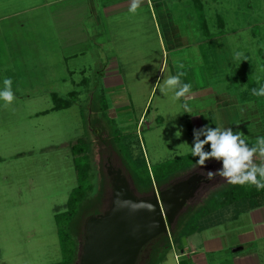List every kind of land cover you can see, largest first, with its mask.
Returning a JSON list of instances; mask_svg holds the SVG:
<instances>
[{
    "label": "rangeland",
    "instance_id": "1",
    "mask_svg": "<svg viewBox=\"0 0 264 264\" xmlns=\"http://www.w3.org/2000/svg\"><path fill=\"white\" fill-rule=\"evenodd\" d=\"M129 2L0 0V89L11 78L15 95L7 107L0 100V264L62 261L56 215L79 185L71 152L79 141L89 142L91 160L83 214L102 205L107 155L99 143L122 159L144 153L149 167L190 156L193 168L179 181L222 168L215 159L195 163L194 129L242 131L250 147L264 137V96L251 94L264 86V0H143L135 14ZM178 72L192 85L190 112L184 98L155 87ZM112 73L122 80L116 86L105 82ZM66 101L71 106L52 110ZM111 162L120 166L116 155ZM219 180L189 204L204 205L227 184ZM231 218L225 210L182 248L227 259L244 248L264 264V207ZM207 241L221 252L211 255ZM178 248L154 264H189Z\"/></svg>",
    "mask_w": 264,
    "mask_h": 264
},
{
    "label": "trees",
    "instance_id": "2",
    "mask_svg": "<svg viewBox=\"0 0 264 264\" xmlns=\"http://www.w3.org/2000/svg\"><path fill=\"white\" fill-rule=\"evenodd\" d=\"M195 1L196 3L198 2V0ZM55 98L59 99L56 97V94ZM69 106H71L70 101H66L64 104H56L52 110L56 111ZM193 142L194 140H192ZM99 145L103 154H106L111 159L114 155L118 157L120 162L119 167L132 179L139 195L150 194L154 191L155 187L157 189H166L181 175H185V172L189 171L186 169L193 168L190 156L169 160L149 167L144 153L135 158L131 152L127 151L125 159H122L112 146L104 147L101 143ZM71 152L74 156V166L78 175L79 185L72 191L67 202V210L56 215L63 259L55 264H75L78 258L79 244L80 241H83L84 237V223L96 210L98 213L103 211L111 190V183L106 175L105 164H102L101 183L99 184V196L102 199V205L101 207H96L92 213L84 211L83 214H80L79 210L80 208H84L83 204L89 196L91 189L88 184L90 182L88 179L91 171L89 142L79 141L71 147ZM261 207H264V190H257L251 184L232 185L227 183L211 193L204 205H187L185 211L171 227V236L162 235L155 239L148 247V257L144 264H154L153 261L157 257L163 260L167 253L172 250L174 244L178 245L180 247L178 249H181L182 254H184L183 251L185 249L182 248L183 239H187L212 227L214 224L212 220L222 217L225 210L230 209L232 214L231 219H237L242 214Z\"/></svg>",
    "mask_w": 264,
    "mask_h": 264
},
{
    "label": "water",
    "instance_id": "3",
    "mask_svg": "<svg viewBox=\"0 0 264 264\" xmlns=\"http://www.w3.org/2000/svg\"><path fill=\"white\" fill-rule=\"evenodd\" d=\"M105 170L111 183L109 203L104 212L86 219L75 264H137L150 242L169 235L205 181L203 174L194 173L167 189L139 195L123 169L110 164Z\"/></svg>",
    "mask_w": 264,
    "mask_h": 264
},
{
    "label": "clouds",
    "instance_id": "4",
    "mask_svg": "<svg viewBox=\"0 0 264 264\" xmlns=\"http://www.w3.org/2000/svg\"><path fill=\"white\" fill-rule=\"evenodd\" d=\"M142 3L143 0H130L129 11L135 14ZM241 55L242 53H238L236 59H239ZM183 75L184 73L178 72L174 76H165L162 83L161 80L156 82L155 87L161 93H165L166 90L174 92L173 100L184 98L183 107L190 112L191 109L187 101L190 98L192 85L190 83H182L181 76ZM12 84V79L6 77L3 81V88L0 89V100L5 101L6 107L11 105L15 99ZM251 94L253 96H264V86L259 89L253 88ZM175 135L180 138L182 130H178ZM193 135L194 142L190 150L191 156L199 158L195 162L197 165L204 168L206 162L211 159L222 161L221 169L215 172H206L205 178L207 180L212 181L219 176L232 185L251 184L257 190H264V160L260 164H256L253 159L257 153L264 158V137H258L256 145L250 147L245 134L242 131H233L231 128L222 129L205 126L200 129H194ZM186 145L187 142L180 145L179 149ZM205 145H210L211 150L205 151Z\"/></svg>",
    "mask_w": 264,
    "mask_h": 264
},
{
    "label": "crops",
    "instance_id": "5",
    "mask_svg": "<svg viewBox=\"0 0 264 264\" xmlns=\"http://www.w3.org/2000/svg\"><path fill=\"white\" fill-rule=\"evenodd\" d=\"M105 82L107 85L116 86L120 82H122V80L118 73H112L105 78ZM235 102L236 101H234V103ZM193 123L196 128L202 126V122L199 118L193 119ZM207 243L209 245V249H211V255L221 252V250L218 249L219 246H216V242L207 241ZM183 252L184 254L189 253L186 257L188 258L187 261L189 262V264H259V260L257 259V257L251 255L250 253H246L244 251V248H237L233 250V254L229 257V259L224 256L221 258H216L214 256L208 257L207 254L186 249Z\"/></svg>",
    "mask_w": 264,
    "mask_h": 264
},
{
    "label": "flooded vegetation",
    "instance_id": "6",
    "mask_svg": "<svg viewBox=\"0 0 264 264\" xmlns=\"http://www.w3.org/2000/svg\"><path fill=\"white\" fill-rule=\"evenodd\" d=\"M112 161V159L110 158V157H108L107 156V159H106V163H105V169H106V167L107 166H109L110 164H112L113 166H115L116 168H121V167H119V166H117V165H115V164H113V162H111ZM208 171H213V172H215V170H213L212 169V167H207V169H206V171H203V172H201V174H203L204 176L206 175V172H208ZM194 173H192V175H193ZM191 176V174L190 175H187V176H185V177H181L180 179L181 180H179V181H182V180H184V178L186 179V178H189ZM221 177H219V176H217L214 180H212V181H210V180H207L206 178H205V181L201 184V188L199 189V192H198V195L204 190V189H207L208 187H210V185L211 184H217V183H219V179H220ZM179 179V178H178ZM219 180V181H218ZM179 181H175V182H179ZM216 181H217V183H216ZM175 182H173V183H175ZM170 187V186H169ZM168 187V188H169ZM155 189H157V187H155ZM167 189V188H166ZM158 190V189H157ZM110 196H111V190H110ZM110 196H109V198L107 199V201H106V206H105V209L102 211V212H104L105 210H106V208H107V206H108V203H109V199H110ZM190 205V204H189ZM101 212V213H102ZM168 236H171V233L169 232V235ZM154 241V240H153ZM152 241V242H153ZM152 242H150L144 249H143V251L141 252V255H140V258H139V260H138V262H137V264H144V262H145V260H146V258L148 257V254H147V252H148V247L151 245V243ZM172 249H173V247H172Z\"/></svg>",
    "mask_w": 264,
    "mask_h": 264
},
{
    "label": "built area",
    "instance_id": "7",
    "mask_svg": "<svg viewBox=\"0 0 264 264\" xmlns=\"http://www.w3.org/2000/svg\"><path fill=\"white\" fill-rule=\"evenodd\" d=\"M175 258L177 259V258H178V256L176 255V256H175Z\"/></svg>",
    "mask_w": 264,
    "mask_h": 264
}]
</instances>
